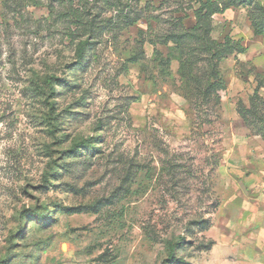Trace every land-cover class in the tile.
Returning a JSON list of instances; mask_svg holds the SVG:
<instances>
[{
  "label": "rangeland",
  "instance_id": "obj_1",
  "mask_svg": "<svg viewBox=\"0 0 264 264\" xmlns=\"http://www.w3.org/2000/svg\"><path fill=\"white\" fill-rule=\"evenodd\" d=\"M212 2L175 43L199 0H0V264L250 262L221 164L264 185V0Z\"/></svg>",
  "mask_w": 264,
  "mask_h": 264
},
{
  "label": "crops",
  "instance_id": "obj_2",
  "mask_svg": "<svg viewBox=\"0 0 264 264\" xmlns=\"http://www.w3.org/2000/svg\"><path fill=\"white\" fill-rule=\"evenodd\" d=\"M245 145L250 146L249 143ZM233 147L238 148L239 145L234 144ZM226 165L222 162L221 171L227 175L226 187H230L232 190L230 197L222 205L225 211V216L222 218L224 222L222 224L226 227L225 223L234 221L232 229L233 234H235L234 239L238 243L243 238H248L249 241L258 238V245L255 242L254 246L256 251L253 257L249 259L250 262L247 263L264 264V185L262 182H258V185L250 186L257 178L248 174L250 164L246 161H242L239 168H228ZM259 179L262 180V178ZM232 214H235V220H231Z\"/></svg>",
  "mask_w": 264,
  "mask_h": 264
},
{
  "label": "trees",
  "instance_id": "obj_3",
  "mask_svg": "<svg viewBox=\"0 0 264 264\" xmlns=\"http://www.w3.org/2000/svg\"><path fill=\"white\" fill-rule=\"evenodd\" d=\"M199 3H200L199 7L196 10H194V15L196 18L195 24L191 26L190 28H182V30H179L178 32L171 34L170 39L172 41L174 40L173 42L179 43V41L186 39V38L198 37L196 30L200 26L201 20L204 19V15L210 16L215 11L212 8L214 4L212 0H205V1L199 0ZM204 10H205V13H203ZM256 25L258 24L253 23L254 28H259L261 30H264V23L262 25L260 24L258 26ZM206 44H207L206 46L210 48L213 46V42H207ZM219 48H221V51H222L221 53L223 52L232 53L234 51L232 50L231 41L229 40V38L226 39L223 43H220ZM237 51L244 52L245 47L241 46V48H238ZM215 86L218 87L217 84H215ZM257 133L260 135L261 139L264 141V124L259 125V128H257ZM97 203L93 205H82V206L80 205L76 207H71V208H68L67 211L69 213H80V212H86V211L96 213L100 209V204H97ZM203 222L205 223L206 220H203Z\"/></svg>",
  "mask_w": 264,
  "mask_h": 264
}]
</instances>
